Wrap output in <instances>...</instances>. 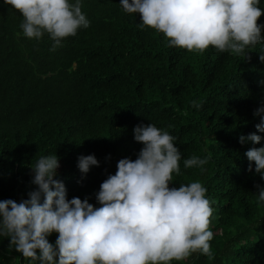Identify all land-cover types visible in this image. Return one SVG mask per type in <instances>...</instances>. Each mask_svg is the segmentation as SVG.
I'll list each match as a JSON object with an SVG mask.
<instances>
[{
    "label": "trees",
    "instance_id": "1",
    "mask_svg": "<svg viewBox=\"0 0 264 264\" xmlns=\"http://www.w3.org/2000/svg\"><path fill=\"white\" fill-rule=\"evenodd\" d=\"M258 6L264 10V0ZM81 11L89 26L51 51L49 35L27 38L22 14L0 0V201L29 199L37 187L32 166L57 155L54 179L65 185L67 199L100 207V185L120 159L135 160L143 148L134 128L151 123L180 150V171L169 186L199 181L213 208L212 255L197 252L171 264H264L257 187L264 179L254 162L248 170L245 155L264 147L256 129L264 112L254 115L264 108V29L243 54L211 46L198 52L169 47L163 33L141 26L140 14L125 12L120 0H81ZM258 23L264 25V15ZM252 133L260 144L240 142ZM88 155L99 163L85 174L78 158ZM193 156L208 162L185 168ZM57 238L47 237L53 245ZM9 245L0 234V264H40Z\"/></svg>",
    "mask_w": 264,
    "mask_h": 264
},
{
    "label": "clouds",
    "instance_id": "2",
    "mask_svg": "<svg viewBox=\"0 0 264 264\" xmlns=\"http://www.w3.org/2000/svg\"><path fill=\"white\" fill-rule=\"evenodd\" d=\"M23 16L20 27L27 38L45 33L54 41L75 36L89 21L81 11V0H3ZM127 13H139L141 26L163 33L169 47L204 52L210 46L223 52L243 54L262 39L264 15L259 0H120ZM264 61V54L260 56ZM192 106L200 105L192 102ZM264 108L257 109L260 115ZM264 133V120L256 125ZM134 139L143 144L138 157L120 159L117 171L100 185L96 196L100 207L87 199H67L65 185L56 179L57 155L41 157L32 166L36 189L29 199L17 203L0 201V234L10 239L24 258L40 264H171L193 253L211 256L210 230L213 208L201 182L170 187L179 174L180 150L169 132L153 124L137 125ZM260 144L255 133L240 142ZM245 155L249 171L264 179V147H252ZM207 158L191 157L184 167L203 166ZM94 155L80 156L78 168L87 173L98 166ZM258 198L264 201V188ZM43 197V202L41 199ZM58 233L55 245L47 237ZM58 258V259H57Z\"/></svg>",
    "mask_w": 264,
    "mask_h": 264
},
{
    "label": "rangeland",
    "instance_id": "3",
    "mask_svg": "<svg viewBox=\"0 0 264 264\" xmlns=\"http://www.w3.org/2000/svg\"><path fill=\"white\" fill-rule=\"evenodd\" d=\"M61 169L65 170V167L63 166V167H61Z\"/></svg>",
    "mask_w": 264,
    "mask_h": 264
}]
</instances>
